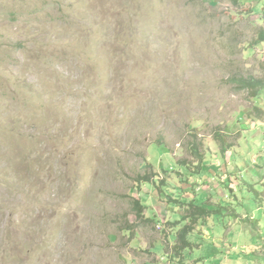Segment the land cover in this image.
<instances>
[{
	"label": "rangeland",
	"instance_id": "374dc122",
	"mask_svg": "<svg viewBox=\"0 0 264 264\" xmlns=\"http://www.w3.org/2000/svg\"><path fill=\"white\" fill-rule=\"evenodd\" d=\"M263 35L264 0H0V264H264Z\"/></svg>",
	"mask_w": 264,
	"mask_h": 264
},
{
	"label": "trees",
	"instance_id": "16d2710c",
	"mask_svg": "<svg viewBox=\"0 0 264 264\" xmlns=\"http://www.w3.org/2000/svg\"><path fill=\"white\" fill-rule=\"evenodd\" d=\"M235 1H237V0H235ZM261 39H262V41H264V35L262 36ZM240 82L243 83L245 88L251 90L252 97H254V98H256L258 96L259 92L264 89V83L262 80H259V79L247 78V79H242ZM194 146H196V145H194ZM193 153L198 158V162H199L198 164L201 163L200 168H199V171L201 172L202 171L201 167L203 165V163H202L203 158L201 157V153L198 152L197 146L194 147ZM150 183H151L150 179L143 178L142 180H137L136 185H137V187H139L140 192H141L143 185L150 184ZM253 193H256V190ZM133 208H134L135 213L137 214L138 217L144 215L145 207L140 202L139 199L135 200ZM193 208H195L196 211H194L190 216H184L182 218V222L186 221V220H188L189 222L186 223L181 228H179V230H178L175 250H176V252H178L179 257H182L183 252L189 251L190 249H192L193 244L188 240V237L193 233L195 226L198 223V221L202 220L208 216H209V218H210V216H212L211 211L207 210L204 207L193 206ZM257 220H260V218H258ZM180 224H181V222H176L175 224H173V226H177Z\"/></svg>",
	"mask_w": 264,
	"mask_h": 264
}]
</instances>
